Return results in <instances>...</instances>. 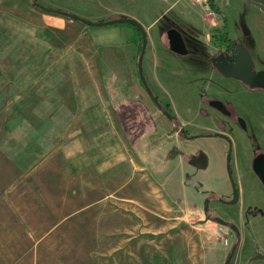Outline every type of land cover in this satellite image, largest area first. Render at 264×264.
<instances>
[{
  "label": "rangeland",
  "instance_id": "rangeland-1",
  "mask_svg": "<svg viewBox=\"0 0 264 264\" xmlns=\"http://www.w3.org/2000/svg\"><path fill=\"white\" fill-rule=\"evenodd\" d=\"M169 1L0 0V264H225L230 256V264H264V185L252 164L253 152L264 156V93L256 98L234 79L245 75L243 65L251 75L264 70V13L245 0H214L210 11L197 3L205 12L223 11L220 32L229 38L218 65L223 76L209 78L208 65L202 69V84L208 82L198 87L210 95L204 105L198 92L178 83L166 94L190 121L191 138L210 135L201 129L208 125L231 139L239 200L227 205L219 201H231L233 189L196 193L186 163L158 177L127 147L121 107L117 119L112 98L126 95V28L139 51L137 30L89 27L38 7L93 22H152L188 39L192 32L198 38L187 44L205 51L201 17L184 19L181 6ZM229 102L237 104L245 129L221 112ZM200 109L213 114L200 116ZM200 140L209 160L226 148L228 174L229 142ZM156 142L176 147L174 139Z\"/></svg>",
  "mask_w": 264,
  "mask_h": 264
},
{
  "label": "crops",
  "instance_id": "crops-1",
  "mask_svg": "<svg viewBox=\"0 0 264 264\" xmlns=\"http://www.w3.org/2000/svg\"><path fill=\"white\" fill-rule=\"evenodd\" d=\"M167 2L170 1L167 0ZM174 5H176V7L181 6V13L179 12V16L184 19L191 20L193 15L201 17L203 31L206 34L204 35L205 39L203 36L205 51L196 50L195 45L187 44V42H195V37L198 38L195 33L189 32L190 35L188 39L184 37L183 34L176 28L158 29L152 22L143 25L148 39L147 50L144 57V72L148 71V73L152 76V81L150 79H146L151 88V84L153 83L159 89L162 99L164 98L168 101V96L166 95L167 90L173 89L178 83L180 84L179 87H182L187 91L190 90L192 92H198L199 97L203 100L201 104L204 105L206 103L207 96L210 95L203 96L206 91H203L200 87H198V85L205 86L208 82L207 79L206 83L202 84V81L204 80L202 69L206 68V65H208L210 70L209 78L212 76H217V78L223 76L221 71L218 70V65L220 54L223 52V44L225 41H229V38L225 37L226 32H223L224 37L220 32L221 30L224 31L226 20L223 19V11L218 7H215V12H205L203 8L202 10H199L197 7L200 8L201 6L193 0H176L172 7ZM219 33L222 37H219ZM137 54H139L137 38L135 37L134 32L127 27L126 75L124 74V78L122 77L121 80V82L126 84V95L122 94L121 97L125 98L128 103L126 106V117L131 115L134 119L132 120V118H130L127 120L126 128L128 133H130V136L135 140L133 143L135 147L147 150L149 156H156L154 158L160 156L163 157L164 166L161 167L160 173H158L159 175L153 173L149 167L145 166L141 162L139 157L136 156L137 154L135 153L129 139L126 137L127 147L133 152V154H136H134L136 160L155 176H163V174L173 171L174 168L177 169V167H179L182 163H186V171L192 175V179L194 180L192 181L195 184L192 187L194 192L195 189H197L199 191H196V193L202 194V192H207L210 193V196L218 194L220 191H223L224 193L229 191L232 192L231 184L228 182L229 177L224 168L227 152V150H225L226 148L222 149L218 156V160L213 157L209 160L207 154L205 153V148L200 145V139H202V137L209 136L196 138L180 137L179 133L175 132L173 129L172 123H170L167 117L162 114L157 116L155 112L157 111L156 107L150 100L140 80ZM189 58H191L190 62L193 61L196 65L195 70H192L194 67L193 64L190 66L188 65L189 63L187 60ZM110 77L116 79V83L119 82L117 81V77L113 75H110ZM234 79L239 81L238 78ZM173 83L175 86L172 85ZM152 90L155 92L153 88ZM118 91L120 90L118 89ZM161 98L159 97V99ZM216 101L218 100L215 99L213 102ZM213 102H208V104L212 105ZM168 103L171 111L179 123L186 129V127L190 125V121L183 118L179 110L176 111L171 101H168ZM176 105L177 104L174 103V106ZM191 109L192 108L189 107L187 111L190 112ZM212 114L213 113H209L202 109L198 111V115L200 116L211 117ZM214 116L217 115L214 114ZM207 126L208 125L203 126L201 129L208 130L212 133L225 134L222 129H211ZM169 130L173 131V133H168ZM164 131L170 135H166L163 133ZM161 139H174L176 143V147H174L175 149L173 150L171 148L164 147V145L156 142ZM220 146L223 147V145ZM163 148H165V151ZM213 164L218 165L217 171L213 170ZM189 168L194 170H190ZM214 179H219L222 182L220 187L221 189L214 185ZM206 211L208 210L206 209Z\"/></svg>",
  "mask_w": 264,
  "mask_h": 264
},
{
  "label": "water",
  "instance_id": "water-1",
  "mask_svg": "<svg viewBox=\"0 0 264 264\" xmlns=\"http://www.w3.org/2000/svg\"><path fill=\"white\" fill-rule=\"evenodd\" d=\"M245 1L247 3H249L250 5L256 7L260 12L264 13V0H245ZM38 7H39V9L46 11L48 13L55 14L58 16H62L64 18H68L70 20L76 21L78 23L84 24V25L89 26V27H106V26H113V25H118V24H125V25H130V26H133L134 28H136L140 32L141 38H142V47H141V52H140L139 59H138V73L140 76V80H141L143 87L145 88L146 92L148 93V95L150 96V98L152 99L154 104L156 105V107L163 114H165L169 120H173V117L169 114V112L162 107L159 99L154 94L153 90L151 89V87H150L149 83L147 82V79L144 75V57H145V53H146V49H147L148 39H147V34H146L144 27L138 21H136L132 18H128V17H122V18H117V19H113L110 21H106V22H93L89 19H85V18H82L78 15L68 13L65 11H60V10H56V9H48V8L43 7V6H38ZM259 86L261 89L264 90V73L260 74ZM180 132L182 134H185V129H181ZM196 137H198V136H194L192 138H196ZM209 137L226 139L230 143V152L228 155V164H227L228 168L227 169H228V175H229V178H230V181L232 184V189H233V200L230 202H227V203L230 205H234L239 200V194H238V190L236 187L235 179L233 178L232 172H231V158H232L231 146H232V141L228 136H226L224 134H219V133L210 134ZM253 169L264 185V160L260 161V162L253 163ZM261 258H263V257L260 255H257L255 257V259H261ZM231 260H232V256H230V258L226 261L225 264H230Z\"/></svg>",
  "mask_w": 264,
  "mask_h": 264
},
{
  "label": "trees",
  "instance_id": "trees-1",
  "mask_svg": "<svg viewBox=\"0 0 264 264\" xmlns=\"http://www.w3.org/2000/svg\"><path fill=\"white\" fill-rule=\"evenodd\" d=\"M130 26V25H128ZM132 28H134L133 26H130ZM135 30H137L136 28H134ZM138 34L140 35V38H141V34L140 32L137 30ZM227 34V32H226ZM226 37V36H225ZM141 47H142V38H141V43H140V50L139 52L141 51ZM155 93V92H154ZM155 95L158 97V95L155 93ZM159 98V97H158ZM113 104H114V112L117 116V119L119 117V113H120V107H121V115L124 117V121H125V129H126V133L125 131H123L126 135V137L129 139L131 145L133 146V149L135 151V153L137 154V156L139 157V159L141 160V162L149 167L151 169V171L155 174H158L160 173V169L162 166H164V159L163 157H157V158H154L156 156L154 155H151L149 156L148 155V152L147 150H143L141 148H138V147H135L133 145V143L135 142V140L133 139V137L130 136V133H128L127 131V128H126V122L127 120H129L130 118H132V120L134 119L133 116L129 115L126 117V106L128 105V103L126 102V99L125 98H122L121 96H118V97H114L113 96ZM162 106L167 109L171 114H172V117H173V129L175 130V132H179V129L181 128V124L179 123V121L177 120V118L175 117V115L173 114V112L171 111V108H170V105L169 103H163L161 100H160ZM118 108V109H117ZM119 121V120H118ZM120 125H121V122L119 121ZM123 130V129H122ZM186 134L188 135V131L186 130ZM182 137H184L185 135L184 134H180ZM148 157V160H147V157ZM150 157V159H149Z\"/></svg>",
  "mask_w": 264,
  "mask_h": 264
},
{
  "label": "flooded vegetation",
  "instance_id": "flooded-vegetation-1",
  "mask_svg": "<svg viewBox=\"0 0 264 264\" xmlns=\"http://www.w3.org/2000/svg\"><path fill=\"white\" fill-rule=\"evenodd\" d=\"M243 68H244V72H245V75L244 76H241V78H239V83L242 85V87H244V89H246V91L249 93V94H254L256 93L254 96H256V98H261L259 96V92H263L264 93V90L263 89H260L259 88V75L264 73V70H260L258 73H256L255 75H251V73H247V70L245 68V66L243 65ZM216 100H219L218 98H215ZM245 103H247L248 105L250 103H248L247 101H245ZM256 104L258 102H255ZM212 104V103H211ZM255 104V105H256ZM213 107L215 106V102H213ZM211 105V106H212ZM220 105V104H219ZM228 106H226V104H222L221 106H219L221 108V112H224V115L228 118V119H231L232 121L236 122L238 124V126H240L241 128H244L245 129V124L243 123V121L241 120L240 117H238V115L236 116V110H238V107H237V104L234 103V102H229L227 103ZM208 106H210L208 104ZM212 107V108H213ZM254 109V108H253ZM234 114V115H233ZM169 120V119H168ZM170 121V120H169ZM171 123L173 121H170ZM173 124V123H172ZM173 126V125H172ZM183 129V128H181ZM180 129V130H181ZM185 129V128H184ZM189 133V132H188ZM182 134V133H181ZM185 136L184 137H190V135L186 134V129H185ZM206 136H209V135H206ZM230 145V143H229ZM264 160V156H262L261 152H253V155H252V162L253 163H256V162H260V161H263ZM252 163V164H253ZM259 179V178H258ZM211 200H217V197L215 198H210ZM232 200H233V196H232ZM231 200V201H232ZM219 201V200H217ZM220 203H223V204H227V205H230L228 204L227 202H230V201H219ZM238 203V202H237ZM236 203V204H237ZM234 204V205H236Z\"/></svg>",
  "mask_w": 264,
  "mask_h": 264
},
{
  "label": "built area",
  "instance_id": "built-area-1",
  "mask_svg": "<svg viewBox=\"0 0 264 264\" xmlns=\"http://www.w3.org/2000/svg\"><path fill=\"white\" fill-rule=\"evenodd\" d=\"M196 3L203 6L206 10L210 11L211 6L214 5V0H195Z\"/></svg>",
  "mask_w": 264,
  "mask_h": 264
}]
</instances>
